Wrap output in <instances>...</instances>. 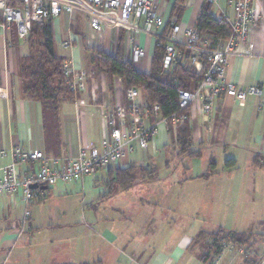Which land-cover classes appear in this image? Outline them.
<instances>
[{
	"label": "crops",
	"instance_id": "0c3cea01",
	"mask_svg": "<svg viewBox=\"0 0 264 264\" xmlns=\"http://www.w3.org/2000/svg\"><path fill=\"white\" fill-rule=\"evenodd\" d=\"M174 2L175 0H164L167 18L178 22L183 28L189 24L195 7L202 8L204 4L202 0H187L185 12L178 20L177 17L171 18ZM221 5L227 15L232 17L233 11L226 2L223 1ZM257 6L264 13V0H257ZM215 16L223 18L219 11ZM51 29L57 56L64 59V62L71 60L76 70H85L94 75L92 58H97L98 53L115 55L121 42L124 43V48L126 46V33L123 29L108 25L102 36H91L87 16L78 12L73 15L62 14L51 19ZM143 42L147 56L141 62L144 64L143 68H135L148 74L157 47L154 39L145 37ZM65 43H68L67 47L63 46ZM254 52V57H236L229 62L227 78L239 88L264 85V23L257 27ZM30 53L29 43L27 40H21L15 29L6 34L0 30V152H10L18 145L24 151L38 150L43 152L47 159H59L61 162L76 159L82 150L88 152L95 148L102 152L107 130L102 125L98 105L127 106L126 90L122 81L118 78L111 81L106 75L104 78L100 75L96 82L90 79L87 81L85 92L74 94L73 101L60 103L56 117L47 115L39 102L28 99L21 92V60ZM98 92H101L100 102ZM263 104L264 99L258 97H249L242 106L233 98L224 97L217 101L211 118L202 117L196 108L189 110L186 125L192 149L200 152L201 158L206 153L209 156L208 162L200 172H192V163L185 161L182 164L184 171L181 172L179 166L175 165L173 170L172 166L168 165L171 178L162 179L159 176L155 181H140L127 191H115L111 198L123 192L118 201V208L114 209L118 214L104 217L107 224L101 229H95L86 222L87 218L84 216V220L82 218L78 222L80 226L74 234V245L67 241L54 242L51 239L39 242L36 238L43 235V227L34 225L33 213H30L27 219H30L29 229L24 231L30 236L26 241L30 249L26 260L19 264H48L49 258L55 260L56 257H61L70 264L68 260L77 253L87 254L88 258H83L85 262L81 264H210L215 256L208 250V240L200 244L195 243L201 232L212 234L220 229L227 232L253 231H241L236 228L229 231L224 227L222 220L211 218H202L199 225H192L187 229L183 220L174 218L179 210L191 216L224 217L228 213V216L237 217L241 206L240 203L236 204L237 197L232 200L233 194L230 193L237 192L236 195L241 197L240 192L244 190L247 199L252 196L255 201L261 198L259 190L252 193L245 185L255 179L264 182V172H258L259 169H264V112L261 111ZM173 131L174 133H171L170 128L161 126L149 149H138L141 154L148 153L146 160L141 157L143 163L136 162L133 152L120 167L112 171L131 165L157 168L153 162L149 163V160L156 157L158 152L172 148V137L176 134V130ZM222 148L226 151L243 152V166L248 167L249 172H241L242 165L236 158L232 159L235 166L227 169L225 164V169L219 171L214 153ZM213 160L216 161V174L205 177ZM11 163L10 156L0 157L1 166ZM38 167L34 166L35 171ZM29 169L28 165H21L20 174L23 175ZM107 172H102L106 175L102 174L100 180L108 179ZM87 178L80 182L81 186L86 184ZM53 188L42 189L47 199L53 193ZM238 189H241L240 192ZM20 191L15 202L6 194L0 196V222L7 218L8 205L16 207L18 202L24 201L23 191ZM131 194L137 197L132 198ZM89 209L92 210H89L92 214L90 221L99 226L102 219L97 218L98 207L92 204ZM83 215H86V210ZM81 221L85 222V227L81 226ZM110 224L118 227L115 230L110 229ZM162 230L165 233H162ZM24 232L20 233L7 226L0 227V247L11 245V251L16 250L25 238ZM152 240L159 241L156 250L151 255L146 254V248ZM259 246L255 243L254 247L248 250V259L240 255L224 254L221 264H248L247 261L260 263L264 256L258 254ZM261 247L264 248V242ZM208 256L209 258L204 260ZM3 257L0 254V264L7 262ZM90 257L97 258V262L89 263L86 259H91ZM128 257H134V263L127 261ZM51 264L55 262L52 261Z\"/></svg>",
	"mask_w": 264,
	"mask_h": 264
},
{
	"label": "built area",
	"instance_id": "2783aa9c",
	"mask_svg": "<svg viewBox=\"0 0 264 264\" xmlns=\"http://www.w3.org/2000/svg\"><path fill=\"white\" fill-rule=\"evenodd\" d=\"M232 9L230 17L222 9V2ZM19 2L20 5H10ZM208 2L226 20L230 29L227 40H219L212 46L210 39L197 29V20L202 8L195 7L186 28L167 18L160 10L161 0H0V30L6 34L14 29L21 40H27L35 23L55 19L62 14L82 13L87 16L91 32L102 36L108 25L123 29L126 33V60L134 65L147 56L143 39L150 38L164 52L162 71L170 73L178 62L201 74L202 79L192 90H178L179 112L165 117L159 105L147 106L142 91L130 88L126 91L128 105L115 107L98 105V113L107 136L102 152L92 148L82 150L76 159L61 162L47 159L41 151H24L14 146L10 152L1 151L0 157H11L12 163L0 165V196L11 197L15 202L20 190L24 201L31 203L44 196L43 186L54 187L59 183H78L100 171L120 167L136 149L147 151L151 141L159 134L161 126H183L188 120V111L196 108L204 118H211L216 103L231 97L244 105L249 97L264 99V85L239 88L227 78L229 62L236 57H254L255 36L259 24L264 23V13L257 0H202ZM43 21V22H42ZM64 47L68 43L63 44ZM66 84L76 94L87 90V81L94 73L76 70L73 62H64ZM101 74V78H104ZM264 112V104L261 108ZM30 169L23 175L20 166ZM38 165L35 171L34 166ZM30 212H26V218ZM212 242V240H209ZM224 254H239L247 258L245 249L236 248L229 242L222 243V254L215 256L210 264H221ZM264 264V261L263 263Z\"/></svg>",
	"mask_w": 264,
	"mask_h": 264
},
{
	"label": "trees",
	"instance_id": "16d2710c",
	"mask_svg": "<svg viewBox=\"0 0 264 264\" xmlns=\"http://www.w3.org/2000/svg\"><path fill=\"white\" fill-rule=\"evenodd\" d=\"M186 1L175 0L171 18L177 17L178 20L182 18ZM10 5H20V3L16 2ZM213 8L211 4H204L197 20L198 31L210 39L212 46L219 40H227L230 36V29L226 20L216 17L213 13ZM27 42L31 53L21 60L19 72L21 92L28 99L39 102L47 115L56 117L60 103L73 101L75 93L66 84L64 59L58 57L55 51L51 19L44 21L42 24L35 23ZM163 60V50L156 48L150 72L148 74L141 73L131 61L126 60L124 43L121 42L115 55L98 53V57L92 58L91 62L96 76L104 74L111 81L118 78L122 81L126 91L130 88L141 90L144 95L145 105H159L163 115L170 117L179 112L178 90L194 89L202 79V75L196 74L181 62L177 63L172 72L164 73L162 71ZM97 96L100 102L101 92H98ZM173 130H176V134L172 137V148L179 150L178 154L184 155V157L201 158L200 152L192 150V142L187 125L184 124L178 129L171 127V133H174ZM233 166H235V161L232 159L227 160V169ZM107 171V184L113 189L111 196L115 194V191L120 192L131 189L140 181H155L159 178V171L155 167L131 165L127 168ZM215 174L216 161L213 160L205 177ZM44 188L51 190L53 187L43 186L40 189ZM45 198L44 194L43 198L37 202L43 203ZM255 237L264 239L263 235L259 236L252 232H227L224 229H220L212 234L201 232L195 243L200 244L208 240L207 247L209 252L213 253L214 256H219L222 254L223 242L232 243L236 248L245 249L248 253V250L255 245V241H253ZM209 240H212V242H209ZM208 258L209 256L204 260ZM247 262L248 264L261 263H256L255 261Z\"/></svg>",
	"mask_w": 264,
	"mask_h": 264
},
{
	"label": "rangeland",
	"instance_id": "374dc122",
	"mask_svg": "<svg viewBox=\"0 0 264 264\" xmlns=\"http://www.w3.org/2000/svg\"><path fill=\"white\" fill-rule=\"evenodd\" d=\"M208 2H204L206 4ZM203 4V5H204ZM210 4V3H208ZM164 4V0H161L160 4V10H164L165 13L167 12V7ZM203 7V6H202ZM213 13L216 15L218 13V8H213ZM90 35H95L92 32ZM97 35V34H96ZM125 48L127 50V41L125 43ZM88 52V51H87ZM89 53V52H88ZM143 63H136L135 67L139 70L143 68ZM146 68V67H145ZM101 75V74H100ZM99 76L94 75L92 77L93 82H96V80H99ZM96 84V83H95ZM144 97L142 92V98ZM145 103V100H144ZM186 124V123H185ZM173 129H178V126H172ZM171 129V128H170ZM193 150V149H192ZM194 151V150H193ZM179 150H175L174 148H167V151H162L161 153H157L156 157H152L149 160V163L153 162L155 166L159 170V176L162 179H168L172 177L171 169L168 165H171L173 170H175V165L177 167L179 166V171H184L183 163L185 161L191 162L193 171L195 174H198L203 167L208 162L209 156L204 155L202 158H189L187 156L184 157V155L178 154ZM244 153L239 151H226L224 148L217 150L214 153V157L216 158L218 162V170L221 171L223 168L225 169L226 160L230 159H239L241 166V172L248 171V167L243 166L245 165V157H243ZM142 155V156H141ZM210 155V153H209ZM243 155V156H242ZM136 162L143 163L141 160V157H143L145 160L148 156L147 152H144L141 154L140 150L136 149L135 153L133 154ZM172 162V164H171ZM169 167V168H168ZM168 168V169H167ZM258 171V170H257ZM106 171H100L95 176H92V178L88 177L86 180V184L84 186H81L80 182L78 184H65V183H59L53 188V193L51 196L44 200L41 204H32L27 205L24 201L18 202L16 207H11L8 205L9 212L6 216V220L0 222V227L4 228V226H7L9 228H12V230H18L20 233H23L24 231L29 229V223L30 219L27 220L26 218V212L29 211L30 213H33V220L34 225L38 224V226L43 227V235L39 236L38 239L39 242L45 241V240H53L54 242H68L71 245H74V234L79 230L78 222L80 219L87 218L86 222H89L92 226L95 227V229H101L105 227L107 222L104 217H110L111 215L116 214L117 212L114 211L115 208H118V201L120 200V197L122 198L121 194H117L114 196V198H111L110 195L112 192V187L108 186L107 180H100L102 174L106 175V173H102ZM249 172V171H248ZM259 174L264 172V169H259ZM98 178L99 180L96 181ZM246 188L253 192L256 190H259V195H261L260 199H257L256 201L252 198H246L244 190L240 192L241 197H239L236 193H230L232 196V200L236 198V204L238 205L240 203L238 216L234 217L233 215H229L228 213L224 217H203V216H191L186 215L183 213L182 210H179L176 214L174 219H177L178 221L183 220L184 224L186 225V228L189 229L192 225H199L200 220L202 218H208L211 220H222L224 223V227L231 231V230H241V231H247L252 230V233L255 234H264V182L256 180L252 181L251 183L248 182ZM244 186V187H245ZM242 188V185H240ZM21 192V191H20ZM232 192V188L231 191ZM130 197L135 198L137 195L131 194ZM250 197V196H249ZM96 205L98 207V214L97 218L102 219L99 226L93 225V223L90 221V218L92 214L89 212L90 205ZM120 208V206H119ZM237 208V206H236ZM86 210V215H83V212ZM163 208H161V211ZM92 211V210H90ZM159 212V210H158ZM118 214V213H117ZM82 227H85V222L81 221ZM88 223V224H89ZM108 227V226H107ZM118 227L116 225L110 224L109 228L114 229ZM185 227V226H184ZM111 231V230H110ZM162 233H165L164 230H162ZM25 238L24 240L17 246L16 250L11 251V245L7 247H0V254L1 256H4L3 260H7L6 264H19V262H23L26 260V256L28 253V249H30V246L27 244V239L30 237L27 233L24 232ZM165 235V234H163ZM256 245H260L259 247V253L261 256H264V248H262V243L264 242V239H259V237H255L254 240ZM159 241H149V247L146 248V254H153L155 248L157 247ZM262 249V250H261ZM10 254V255H9ZM247 257H249L248 253L246 252ZM239 255V254H236ZM241 256V255H240ZM7 258V259H6ZM83 258H88L86 255H81L79 253L73 255L68 262L70 264H81L84 261ZM91 258V257H90ZM89 263L97 262V258L95 259H86ZM131 261L134 263V257H128L127 261ZM48 264H51V262H55V264H68L65 259L61 257H56L55 260H52L49 258ZM264 261V258L261 260L262 264ZM44 263V262H43ZM45 262L44 264H46ZM135 264V263H134Z\"/></svg>",
	"mask_w": 264,
	"mask_h": 264
},
{
	"label": "water",
	"instance_id": "95a60500",
	"mask_svg": "<svg viewBox=\"0 0 264 264\" xmlns=\"http://www.w3.org/2000/svg\"><path fill=\"white\" fill-rule=\"evenodd\" d=\"M43 22V21H42Z\"/></svg>",
	"mask_w": 264,
	"mask_h": 264
}]
</instances>
